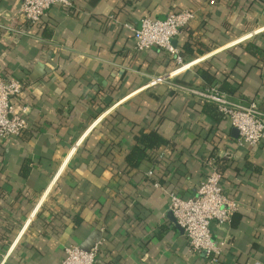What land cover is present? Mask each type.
Listing matches in <instances>:
<instances>
[{
    "label": "crops",
    "instance_id": "obj_1",
    "mask_svg": "<svg viewBox=\"0 0 264 264\" xmlns=\"http://www.w3.org/2000/svg\"><path fill=\"white\" fill-rule=\"evenodd\" d=\"M21 1L0 0V76L24 83L13 102L29 116L20 135L0 138V264H61L71 244H98L94 264H264V145L239 144L188 91L206 87L198 69L211 63L232 77L229 99L264 111V61L240 50L264 41V0H73L33 25L15 15ZM182 9L195 13L174 39L187 65L173 87L149 86L177 65L156 47L134 50L122 23ZM134 129L167 140L137 168L126 161ZM226 152L221 182L237 209L210 224L224 241L212 262L188 249L169 193L193 196Z\"/></svg>",
    "mask_w": 264,
    "mask_h": 264
},
{
    "label": "built area",
    "instance_id": "obj_2",
    "mask_svg": "<svg viewBox=\"0 0 264 264\" xmlns=\"http://www.w3.org/2000/svg\"><path fill=\"white\" fill-rule=\"evenodd\" d=\"M54 5L71 10L74 3L73 0H22L15 15L33 25ZM194 17V11L182 9L169 12L163 19L144 15L138 27L129 22L122 23L133 38L134 50L143 51L156 47L170 54L177 65L172 72L151 79L149 86L163 82L174 86L170 78L187 64L183 62L173 41ZM109 18L116 22L113 15ZM23 87L24 83L18 79L0 76V138L18 136L29 126L28 107H19L13 102ZM188 91L201 101L215 105L217 111L229 120L231 127L237 130L239 144L256 146L264 142V111L256 100H250L246 104L233 101L215 84L199 89L190 88ZM225 157L229 158L230 153L226 152ZM207 166L208 171L198 183L193 196L183 197L174 192L169 193L168 210L182 229L188 249L203 252L214 262L221 253L224 241L217 243L213 239L210 224L213 221L221 225L229 223L237 209V202L223 188L221 174L214 160H208ZM147 175L151 176L152 170ZM154 184L158 185L157 182ZM97 253L98 244L89 249L71 244L64 248L61 264H94Z\"/></svg>",
    "mask_w": 264,
    "mask_h": 264
},
{
    "label": "trees",
    "instance_id": "obj_3",
    "mask_svg": "<svg viewBox=\"0 0 264 264\" xmlns=\"http://www.w3.org/2000/svg\"><path fill=\"white\" fill-rule=\"evenodd\" d=\"M264 37V36H263ZM264 43L263 40H249L243 44H241L240 50L244 52L247 56H250L255 61H264V47H262V44ZM232 55L234 53H231ZM223 62V61H222ZM219 62V63H222ZM224 63V62H223ZM223 65V64H220ZM212 68L216 69L211 63H209L208 70L207 69H198L199 75L205 80L206 85L210 86L212 84H215L217 80H222L220 90L224 92L234 93L236 92V88L233 87L230 83V80H232V77L227 74L224 68H221L218 70V74L214 70H211ZM210 70V71H209ZM221 78V79H220ZM178 84L184 85V86H190L189 80L187 78H177L175 80ZM203 114L207 116V118H212L215 121H227L229 124L228 119L223 116L221 113H219L216 109V107L208 102H203L202 108H201ZM230 126V125H229ZM133 137H134V144L131 147L129 153L126 156V161L128 166L131 168H137L140 163L149 157L148 151L153 150L157 148L160 144L167 143V140L163 138L159 132L155 129L149 130L148 132H145L143 129H134L133 131ZM258 145H264V142H260ZM231 161V159H222L216 162V167L220 174L223 172L225 167H227L228 163ZM219 163V165H218ZM248 166L249 164L246 163Z\"/></svg>",
    "mask_w": 264,
    "mask_h": 264
},
{
    "label": "water",
    "instance_id": "obj_4",
    "mask_svg": "<svg viewBox=\"0 0 264 264\" xmlns=\"http://www.w3.org/2000/svg\"><path fill=\"white\" fill-rule=\"evenodd\" d=\"M173 43H174V41H173ZM232 132L234 133V135H238L237 130L233 127H232Z\"/></svg>",
    "mask_w": 264,
    "mask_h": 264
}]
</instances>
